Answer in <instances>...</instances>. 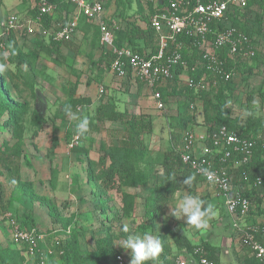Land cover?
I'll list each match as a JSON object with an SVG mask.
<instances>
[{"label": "rangeland", "instance_id": "rangeland-1", "mask_svg": "<svg viewBox=\"0 0 264 264\" xmlns=\"http://www.w3.org/2000/svg\"><path fill=\"white\" fill-rule=\"evenodd\" d=\"M103 4L108 18L119 20L120 28L126 24L120 16L127 5L123 0H97ZM132 8L125 15L131 23L142 24L141 15L136 0H126ZM34 0H0V37L5 40L10 18L16 17L15 27L10 34L15 38L20 55L24 56L27 64L19 63L18 59L11 61L9 44L4 51L0 50V63L7 65L0 77L5 81L15 103L28 106L29 114L25 119L23 142L20 149L14 147L17 141L11 139L7 130L0 129V148L6 141L10 151L2 148L0 156V184L4 196L0 200V264L4 261L18 264H33L21 248L14 244L11 229L5 219V214L24 215L33 213L37 229L41 232L52 233L53 236L66 237L78 233L79 257L81 264H87L90 256L101 254L103 264H130V251L121 244L130 235L151 233L158 235L162 241V249L169 260L186 259L190 254L179 248L175 236L181 232L192 246L208 243L216 250L219 264H253L255 258L250 250L239 242L232 218L229 216L224 199L218 192L201 181L192 191L184 189L163 204L158 213H147L146 199L150 196L147 187L126 188V193L135 196L133 213L126 216L123 211L122 196L117 192L101 191L95 183L87 181L88 161H99L102 155L101 146H111L110 130L127 128L119 122H105L96 128L89 127L88 131L79 135L75 125L79 119L95 116L97 109L106 102L114 104L120 113L132 116H143L153 120V131L146 137L148 148L153 154H165L170 149L180 151L181 135L191 130L197 138L198 153L203 150L207 138L203 125V96L194 97L193 103L186 101L182 95L166 103V109L160 111L153 100L151 91L143 84L130 80H122L109 76L107 70L102 77L92 62H97L103 56L99 44V35L95 33L97 26L77 13V8H70L68 13L54 8L52 23L47 28L38 24L34 18L37 8ZM124 9V10H122ZM262 19L258 23L257 17ZM240 19L247 31L251 32L253 42H256L257 58L247 63L248 74L239 72L235 75L234 88L228 99L232 111V120L244 130L246 123L255 129L257 137L264 136V0H247V5L240 11ZM76 21L70 45L61 43L53 46V32L58 27L66 26ZM26 57V58H25ZM105 69L103 65V70ZM100 81V79H102ZM101 87L104 94H99ZM75 92V93H73ZM197 94V93H195ZM209 95H207L208 97ZM206 97V96H205ZM85 100L76 109L69 108L72 100ZM189 110L185 118H192L186 128L178 125L176 115L183 105ZM69 111V112H68ZM68 112V113H67ZM34 117L43 118L41 127L34 125ZM75 117V119H74ZM179 118V116H178ZM37 136L34 137V134ZM80 136L78 148L85 154L77 155L71 144L75 137ZM202 144V146H201ZM20 177L23 182H31L38 195L48 197L60 207V212L72 223L66 228L54 225L45 206L24 199L20 191L15 189V182ZM231 177H234L233 174ZM235 178H232L234 180ZM191 194L200 197L211 204L217 215L209 220L206 230H198L187 225L186 220L168 215L169 205L176 204L184 195ZM253 209L239 223L244 226L264 225V198L262 204L251 201ZM169 204V205H168ZM127 227L128 231H124ZM111 234L113 247L102 242ZM70 239V235H69ZM101 241L98 246V242ZM102 247V249H101ZM103 255H102V252ZM18 254H16V253ZM14 253V254H12ZM123 257L119 262L117 257ZM20 257V258H19ZM15 259V260H16ZM155 260H152L155 264ZM253 260V261H252ZM15 263V262H14ZM17 264V263H16ZM56 264H64L57 261Z\"/></svg>", "mask_w": 264, "mask_h": 264}, {"label": "built area", "instance_id": "built-area-1", "mask_svg": "<svg viewBox=\"0 0 264 264\" xmlns=\"http://www.w3.org/2000/svg\"><path fill=\"white\" fill-rule=\"evenodd\" d=\"M77 8V13L93 22L99 29L100 45L111 55L108 72L122 80L140 82L152 94L157 109L163 111L166 104L159 89L167 85L177 76L178 84L191 90L209 92L221 84L230 82L235 73L230 63L239 60H251L256 51L246 33L228 22L227 14L233 8L242 10L247 0H140L147 11L148 23L158 41V51L150 57L116 46V33L119 31V20L106 16L103 4L97 0H69ZM39 16L38 24L43 18L52 16L54 6L48 0H37ZM152 10V11H150ZM16 17L10 18L7 36L15 27ZM76 21L58 27L53 32V41L65 43L71 41L76 28ZM0 50L7 44L1 41ZM188 57V58H186ZM200 73L198 78L192 77ZM101 87L99 94H104ZM211 149L203 145L202 152L196 155V135L192 131H184L181 135L179 155L185 165L191 167L203 181L222 196L229 216L232 218L239 242L250 250L256 264H264V244L259 240L264 235L263 225L244 226L239 223L253 209L251 199L236 191L230 176L231 168H239L249 164L256 147V140L242 137L237 132L222 127L209 137ZM80 145V136L75 137L71 148ZM234 160L233 166L230 162ZM209 176H214L210 181ZM262 184L257 178L254 186ZM11 229L14 244L19 246L27 259L32 263L48 264L52 256L64 254L66 237L53 236L52 233L38 229L27 230L12 215H6ZM193 258L186 260L172 259L170 264H218L208 257L207 251L196 247ZM119 262L122 256L117 257Z\"/></svg>", "mask_w": 264, "mask_h": 264}, {"label": "trees", "instance_id": "trees-1", "mask_svg": "<svg viewBox=\"0 0 264 264\" xmlns=\"http://www.w3.org/2000/svg\"><path fill=\"white\" fill-rule=\"evenodd\" d=\"M48 1L60 12L64 11L65 13H68L70 8H74V5L69 0ZM123 1L124 4L127 5V9H125V11H120L119 17L123 18L122 20L125 22L126 26L125 28L119 27L120 29L117 31L115 38L116 46L119 48H129L146 58L152 56L158 51V41L156 34L149 26L146 9L140 0H136L139 10L135 14H139V16L141 15V18L143 17L142 21L144 22L142 24L131 23L130 19H128L125 15L126 11L132 8L131 1H129V4L126 3V0ZM34 2H37V0H34ZM240 11L241 10L239 8H233L227 14L228 22H230L233 27L245 32L247 37H249L252 41V33L247 31L241 22ZM34 15V18L37 19L39 16L37 8L34 11ZM257 19L258 23L261 24L262 19L259 16ZM51 23L52 16H46L43 18L42 25L49 28ZM95 33L100 37L98 28H95ZM6 37L7 38L5 40L2 39L1 41H7L9 44V49L11 51V57L9 59L11 61L18 59L19 63L27 64L24 60V56L20 55L18 44L16 40H14L15 38L12 34ZM60 44L61 43L53 41L54 48L59 47ZM63 44L68 46L70 45L69 42H65ZM252 45L255 48L256 42L252 41ZM102 49L103 56L97 62H92L91 67H95L103 77L105 75V70L108 72L111 55L103 47ZM256 56L257 54H255V57L251 60L256 59ZM251 60H239L236 64L230 63L229 67L234 71L235 75L243 71V73L248 74L247 76H250L254 70L252 67L248 70H246V68L247 63ZM103 65L105 67L104 70ZM178 75L179 72L173 76V80H170L166 86L161 87L159 91L162 94L165 104L180 95L187 99L186 101L190 100L189 103H193L194 97H199L200 95L203 96V93H205L206 97L204 96L203 98L202 116L203 125L206 129V135L208 138L205 141L207 148L211 149L209 137L218 132L222 127H227L230 131L237 132L242 137H251L256 140V147L252 153L253 157L250 163L242 165L239 168H231L230 176L233 174L234 177H231V179L235 178L232 180V184L236 191H239L242 196L251 199V201H257L259 205L262 204L264 198V136L262 135V137H257L254 135L256 133L255 129H253L249 123H246V128L242 130L239 124L232 120V111L228 106V99L234 88L233 82L235 77L230 82L221 84L217 89H211L209 92H196L195 90L180 86L177 80ZM199 76H201L200 73L192 77L198 78ZM102 80L103 78L100 79V81ZM137 83L140 82L137 81ZM6 88L7 85L5 81L0 77V129L7 130L11 135V139L17 141L14 147L20 149L21 143L23 142L25 119L29 114V109L26 105L15 103L12 99L11 93L7 91ZM207 95L209 96L207 97ZM84 103H86L85 100H72V107L69 108V111L82 106ZM189 103L188 105L184 104L181 111L178 115H176L178 125L181 126L182 124L185 128L188 122L192 120L190 117L185 118L186 112L189 110ZM88 118V125L90 128L94 127L97 129L96 126L105 122H119L124 124V126H127V128H122L120 130H110L111 139H114L116 142L108 148L104 145L101 146L103 154L100 155L99 161L95 162L94 160H90L87 162V181L89 183L97 184L101 191H114L119 193L122 196L123 211L126 216L133 213L136 199L134 195L124 191L126 188H149L150 196L146 199V211L149 214L158 213L160 207L167 203L172 196L175 195V193L184 189L192 191L201 181H203V179L196 172L192 171L190 166L183 163L181 156L179 155L180 153L174 152L172 149L165 154L152 153L146 143V137L153 131L152 119H146L143 116H136L134 114L132 116H128L120 113L116 110L114 104L108 102L101 105L97 109L95 116ZM44 121L45 120L43 118L34 117V125L39 128ZM37 133L38 132L34 134V137L37 136ZM2 148L10 151L13 147L10 148L9 144L4 141ZM2 148H0V156L1 153H3L1 152ZM73 149L74 153L77 155L86 153L80 150L78 146ZM238 159V157L234 158L230 162V166H233L235 163L234 160ZM188 176L194 177V180L190 186H185L182 181ZM257 178L262 180V184L254 186ZM15 189L20 191L22 194L21 197L30 201L31 205L39 203L40 205L45 206L48 209V215L54 225H61L68 228V226L72 223V219L66 218L61 214L60 207L56 202L48 197L37 194L33 183L23 182L21 178L18 177L15 182ZM3 196V186L0 184V200H2ZM6 215L7 214H5V219ZM14 218L17 219V221L21 224V227L24 229H37V224L33 217V213L31 212L22 216L15 215ZM69 235L70 239L64 243V254L62 256L50 257L48 259V264H56L57 261H61L64 264H81L79 257L80 235L75 232ZM111 236V234H107V237L102 243L107 244L109 247H113V238ZM259 240L262 244H264V235H261ZM100 242L101 241L97 243L98 246L101 245L99 244ZM175 242L179 248L186 250L188 254H190L186 260L194 257L193 253L196 246H192L181 232H178L175 236ZM197 247L204 248L207 251L208 257L219 264L216 258L217 253L215 248L208 243H204ZM163 251L164 250L162 249L155 261V264H170L171 260L165 256ZM20 252L22 254L24 253L22 249ZM14 256L12 257V260L15 263L3 260L2 264H18V259H16V257L14 258ZM90 258L91 259L88 260L87 264H103L104 258L103 260L101 259V254L99 252L92 254ZM147 264H153L152 260L148 261ZM253 264H256V260H254Z\"/></svg>", "mask_w": 264, "mask_h": 264}, {"label": "clouds", "instance_id": "clouds-1", "mask_svg": "<svg viewBox=\"0 0 264 264\" xmlns=\"http://www.w3.org/2000/svg\"><path fill=\"white\" fill-rule=\"evenodd\" d=\"M6 69L7 65L0 63V72ZM88 124L87 119H79L75 125L77 134H85L88 131ZM208 179L212 181L214 176H209ZM193 180L194 177L188 176L182 183L190 186ZM168 215L177 220L184 218L187 225L194 226L198 230H206L209 227V220L215 217L217 212L211 204L200 197L187 194L182 196L178 203L169 205ZM124 231H128L127 227ZM118 245L125 250H131L130 264H147L148 261L155 260L162 251L161 239L158 235L151 233H145L142 236L130 235Z\"/></svg>", "mask_w": 264, "mask_h": 264}, {"label": "crops", "instance_id": "crops-1", "mask_svg": "<svg viewBox=\"0 0 264 264\" xmlns=\"http://www.w3.org/2000/svg\"><path fill=\"white\" fill-rule=\"evenodd\" d=\"M108 73V75L109 76H112L111 74H109V72H107ZM201 146H202V144H201ZM201 154V153H200ZM196 155H199V153H198V149H196Z\"/></svg>", "mask_w": 264, "mask_h": 264}]
</instances>
